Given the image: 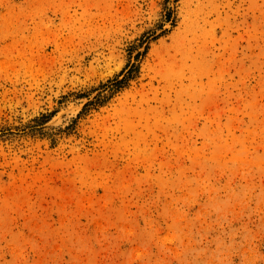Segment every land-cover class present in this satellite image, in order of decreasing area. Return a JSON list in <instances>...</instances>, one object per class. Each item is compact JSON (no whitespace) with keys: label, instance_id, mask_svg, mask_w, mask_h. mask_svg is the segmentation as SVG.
<instances>
[{"label":"rangeland","instance_id":"rangeland-1","mask_svg":"<svg viewBox=\"0 0 264 264\" xmlns=\"http://www.w3.org/2000/svg\"><path fill=\"white\" fill-rule=\"evenodd\" d=\"M1 133L0 264H264V0H0Z\"/></svg>","mask_w":264,"mask_h":264},{"label":"trees","instance_id":"trees-1","mask_svg":"<svg viewBox=\"0 0 264 264\" xmlns=\"http://www.w3.org/2000/svg\"><path fill=\"white\" fill-rule=\"evenodd\" d=\"M170 17H171V14L169 12H167L166 13L167 20H170ZM143 43H145V42H143ZM146 50H147V46H145L144 51L137 52L135 55L136 59L139 56L143 55L146 52ZM138 71H139V67L137 64L127 63L125 68L116 77L109 80V83L111 82V84H112V86L110 88V92H109L110 94H108V95L98 94L97 97L95 98V100H90L84 104V106L81 109V111L79 112V114H85L89 110L91 105H103L105 103V101L108 100L109 97L113 96L114 93L119 92L123 88H125L128 85V82L137 76ZM121 75H122V77L119 79L118 77ZM51 116H53L52 112L49 114H41L40 117L35 118V121L38 123L36 125H42L47 120H49V118ZM31 131L35 132V133H42L43 132L42 128L36 129V128H34V126H31ZM4 134L5 133H1L0 138L3 137Z\"/></svg>","mask_w":264,"mask_h":264}]
</instances>
